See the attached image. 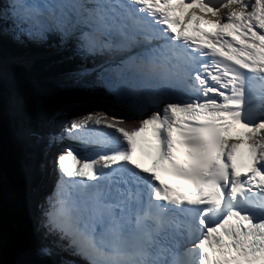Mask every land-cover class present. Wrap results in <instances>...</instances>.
<instances>
[{"label":"snow or ice","instance_id":"6c2138e0","mask_svg":"<svg viewBox=\"0 0 264 264\" xmlns=\"http://www.w3.org/2000/svg\"><path fill=\"white\" fill-rule=\"evenodd\" d=\"M193 7L211 15L188 11ZM5 36L101 63H82L44 85L69 93L62 110L73 118L58 133L31 123L24 95L9 97L22 153L57 137L85 148L55 156L54 187L39 204V236L17 247L10 262L2 259L13 238L3 224L0 170V264L264 261V0H0ZM10 71L29 82L27 68ZM4 76L0 58V144ZM96 87L143 115L138 126L120 127L124 117L108 119L107 112L75 114L71 93ZM236 125L248 129L244 173L234 160ZM149 128L150 166L142 168L132 160L133 138ZM174 134L187 147L183 160ZM158 171L192 191L164 183Z\"/></svg>","mask_w":264,"mask_h":264},{"label":"rangeland","instance_id":"374dc122","mask_svg":"<svg viewBox=\"0 0 264 264\" xmlns=\"http://www.w3.org/2000/svg\"><path fill=\"white\" fill-rule=\"evenodd\" d=\"M250 2L254 3V0H250ZM0 58L3 59L4 67H5V74H6V77L8 78V81H9V82H7L8 84H4L3 83V89H4L3 91H4V95H5V100H6L4 112L5 113L7 112L8 114H10V116L8 118V123H9L10 127L12 126L14 128V130H16L18 121H17L16 114H13L15 112H12L13 109L11 108V106L8 103L9 97L11 95H13V94H20V95H24L26 98H28V97L30 98V97H32L34 95H38V94H44V95L47 94V95H49L50 93H53L55 91L54 90L49 91V89L47 90V89H45V87H40L39 88V85H37L36 82L31 80L30 78H29V82H25L16 73L10 71V67L11 66H12V68H16V67H20V66H25V68H30L31 64L33 62H35V60H37V56H33V58H30L28 56V54H24L20 58L19 57L18 58H10V56L7 55V54H5V55L1 54ZM29 59H30V61H28ZM12 61H15V62L10 65V63ZM20 62H22L23 64H21ZM13 64L16 67H13ZM27 74H28V70H27ZM63 75L64 74H62L61 77ZM6 77H4V78H6ZM27 85L30 86L31 88L37 87L38 91L35 92V91L26 90ZM100 90H101L100 87H96V88H92L90 90H86L85 92L84 91L82 92L81 90H79L77 92L81 96L80 100H82V99L84 100L83 104L85 102L87 104V106L93 107L94 109H99L100 106L103 105V103H101V97L99 95H96L97 92L100 91ZM95 91H97V92H95ZM23 93H25V94H23ZM65 95H67V93H65ZM72 95L76 96V98L79 97V95H76V93H72ZM29 98L27 99V103H28V106H29L30 119L32 121V119L35 118L39 114L40 110H39V108L37 109L38 105L36 103H34L35 101L34 100L30 101L31 99H29ZM13 117L15 118L14 121H13ZM59 118L57 119V117H55L54 119H52L53 123L56 124L60 120ZM55 119H57V120H55ZM13 122L16 123V126L13 124ZM49 122H50V120H48V123ZM35 125H37V124H35ZM9 147H10V151H8L7 155L9 157V159H10V164L14 165L13 166V170H14L15 175H14V183L12 185H9L8 187H6L4 196L2 197L3 198L2 209L5 207V205L8 206L10 204V202H11V197L10 196L11 195L15 194L14 196L16 197L17 194H19V195L21 194L18 190H19V188L23 189V182H24L23 181L24 178H22V174H21L22 169H23L22 168V165H23L22 162L24 161L21 149H20V147H18L17 149H19V150H17L15 145L11 146L10 144H9ZM29 158H30V162H28V161L26 162V159H25L26 163H24V165L27 164V166L31 167L32 168V174L35 175V169L33 170V168L34 167L37 168L38 166H37V164L34 161L31 160V157H29ZM48 166H51L53 168L52 161H51V164H49ZM52 168H50L49 170L53 171ZM37 172H38L39 176H42V175L45 174L44 171H42V172L37 171ZM19 176H20V178H19ZM49 181H52L53 183H55V179L54 178H53V180L49 179ZM19 184H20V186H19ZM31 185L34 187V183H31ZM26 187H27V184H26ZM38 189H33V194L34 195H37L36 194V192H37L36 190H38ZM26 190H27V188L25 189V192H26ZM46 191H47V193H45V194L47 195L52 190L48 191V189L46 188ZM46 191H44V192H46ZM38 193L39 194H43V190H40ZM21 195L23 196V194H21ZM8 212H9V210L7 209L3 214H8ZM31 221H32V219H31ZM32 224H33V228H34V223H32ZM4 227H6V226H4ZM34 232H35V228H34ZM28 234L29 233L23 231L17 238H14L15 241L17 242V246L18 247L23 246V245L27 244L28 242H31L34 239L32 234H31V237H30L29 241H26L24 236H26ZM15 235H18V234H15ZM16 248L17 247H14V243L9 244L5 248V251L3 253L2 259L4 261H9V262L11 260H13L14 257H15Z\"/></svg>","mask_w":264,"mask_h":264},{"label":"bare ground","instance_id":"6f19581e","mask_svg":"<svg viewBox=\"0 0 264 264\" xmlns=\"http://www.w3.org/2000/svg\"><path fill=\"white\" fill-rule=\"evenodd\" d=\"M209 16H210V13H205V17H209ZM201 25H202V23H201ZM54 48H56V47H54ZM56 50L57 51H61V52H65V50H69V48H62V49L61 48H57ZM33 56H37V58H44V57H47L48 55H43V53L41 51H39V52L36 51ZM28 61H30V59ZM33 64H34V62L31 64V66ZM83 64H86L89 67L94 66L93 60L83 61ZM13 67H16V66L13 64ZM20 67H25V66H20ZM4 77H6V74H5ZM7 82H9V81H8V78L6 77V78H4L3 83L4 84H8ZM26 90H28V91H35L36 92L38 90V88L37 87L31 88L30 86L27 85ZM49 91H52V90L49 89ZM101 91H104V90L101 88ZM76 92L77 91H75L73 93H76ZM95 92H97V91H95ZM23 94H25V93H23ZM71 95H72V93H71ZM33 98L34 97L32 96L29 99L34 100ZM112 99L113 98H111L109 96H106V101L112 103L113 102ZM123 104H125V102H123ZM108 106H110V105H108ZM108 106L101 105L99 109H94L93 107H88V110L91 111V112H94V113L95 112H101L102 113V112H106L109 109ZM80 107L81 106L74 107L73 109L75 111H81V110H83ZM118 109H122V107H119ZM12 112H14V111L12 110ZM39 113H41V110L39 111ZM13 114H15V113H13ZM82 114H85V112H82ZM115 115L116 114H114V113L107 112V118H109V119L112 116H115ZM9 116H10V114H8L7 112L6 113L4 112V118H3V136H2V144H0V170H2V173H3L2 197L4 196L6 187H8L9 185H12L14 183V175H15L14 170H13V166L14 165L13 164L12 165L10 164V159H9V157L7 155L8 151H10L9 144L11 146L12 145H15L16 146V149L19 147L18 140H17V136H16V130H14V128L12 126L10 127V125L8 123ZM47 116L48 115H46L45 117H43L41 119L37 115L33 120H36L37 119L38 121H40V123L38 125H40V124L43 125L44 124L45 125L44 126V129L46 131H51L52 133L54 132V134L55 133H58L62 127H60L59 125L57 126L56 124L49 125L48 120H50L51 118L50 117H47ZM14 117H13V121L15 119ZM58 118L59 117H57V119ZM57 119H55V120H57ZM31 123H32V121H31ZM13 124L16 126V123L13 122ZM57 124H58V122H57ZM33 125H35V123ZM245 134L246 133H242L241 136H240V140L238 141L240 143V146L239 147H241L242 145H246L247 146V142H244L243 143V141H245L243 139V137H244ZM59 139L60 138L57 137V139L55 140V142L50 143V144H55L56 141H59ZM74 142H75L74 140L68 139L67 142H64V144L71 143V144H69L68 147L75 148L74 145H73ZM57 144H60V143H57ZM43 146H46V145L39 144V145H33V146H31L26 152H23L22 153L23 160L25 161V159H27V155H30V154H33V153L37 152L39 150V148H41ZM17 150H19V149H17ZM41 152H43V151L41 150ZM50 157L51 158H54V156H52V155ZM31 160L33 161V158L32 157H31ZM39 162L40 163H43L44 160L43 161L39 160ZM40 163L37 164L38 167L36 169H37V171L42 172L41 169L43 167H46V164L43 165V167H41V164ZM48 167H49L48 168V175H44V176L42 175V179L40 180L39 178H41V176H39V175H38L39 178L38 177H33L32 168L31 167L27 166V164L26 165H24V164L22 165V168L23 169H22L21 174H22V178H24L23 181L25 183L28 182L27 183V186L28 187H27L25 196H26V200H28V202L30 204V207L32 208L33 213L35 215L34 220L32 219V223L34 221V223L36 225L38 224V218H39V214H40L39 204H40L41 200H39L38 198H36L37 195H34L33 194V189H38V184L41 183L40 188H44L43 191H46V188L48 189V191H51L53 189V187H54V183L52 181H49L50 178H48L47 181H46V179L49 176V174L54 179H56L55 171L49 170L51 168V166H48ZM34 169H35V167L33 168V170ZM37 174H38V172H37ZM32 178H33V182H32ZM31 183H34V187L31 185Z\"/></svg>","mask_w":264,"mask_h":264},{"label":"trees","instance_id":"16d2710c","mask_svg":"<svg viewBox=\"0 0 264 264\" xmlns=\"http://www.w3.org/2000/svg\"><path fill=\"white\" fill-rule=\"evenodd\" d=\"M0 44L4 49H6V51L10 53L11 56L15 57L23 55L25 51H31V53L41 51L40 49L36 50L37 48H41L40 46H32L27 42H25L24 44H19L6 36L0 38ZM57 48L58 47L45 48L44 51L41 52L43 53V55H48L49 57L47 56L44 58H37L34 64L28 69V77L31 80L35 81L36 84L44 86L49 81H55L59 79L62 74H65L81 65V58L74 56L71 50H65V52H61L57 51ZM83 91L85 92L86 90H82V92ZM76 95H79V97L77 98L78 100H80V94L76 92ZM97 95L105 99L107 96L105 92L101 90L97 92ZM68 96L69 93H67V95L65 96L61 95L59 92H56L54 94L50 93L49 96L41 94L35 95L33 98L35 101L34 103L38 105L37 109L39 108L41 110V113L38 114V117L42 119L43 117L48 115L47 117H50L52 119L54 117V114L62 109L61 107H63L64 105L62 103L66 102ZM32 122L38 125L40 121L36 119ZM24 186L25 182H23V187Z\"/></svg>","mask_w":264,"mask_h":264},{"label":"water","instance_id":"95a60500","mask_svg":"<svg viewBox=\"0 0 264 264\" xmlns=\"http://www.w3.org/2000/svg\"><path fill=\"white\" fill-rule=\"evenodd\" d=\"M28 98H26V100ZM19 192L22 194V190ZM21 194H17L16 197L14 196L15 194L11 195L10 204L8 206L5 205V207L2 209L3 213L7 209L9 210L8 214H3V224L6 226L4 227L5 231L10 233L13 238L12 243H14V247H18L14 238H17L23 231L29 233L28 235L24 236L26 241H29L32 234L31 219L27 211L26 203L22 199L24 198V194L23 196Z\"/></svg>","mask_w":264,"mask_h":264},{"label":"clouds","instance_id":"9594fccd","mask_svg":"<svg viewBox=\"0 0 264 264\" xmlns=\"http://www.w3.org/2000/svg\"><path fill=\"white\" fill-rule=\"evenodd\" d=\"M0 54H8L10 57H12V58H14L15 56H11L10 55V53L8 52V51H6V49H4L2 46H1V44H0ZM29 53V57L30 58H32L33 57V55L35 54V53H31V51H29L28 52ZM31 53V54H30ZM24 54H25V52H24ZM23 54V55H24ZM22 56V55H21ZM21 56H18L19 58L21 57ZM18 57H15V58H18ZM14 61H12L11 63H10V65L13 63ZM29 68H27V70H28ZM38 85V84H37ZM39 87H44V86H41V85H39ZM45 89H47V88H45ZM48 90V89H47ZM38 91V90H37ZM35 96V95H34ZM33 96V97H34ZM20 178V177H19Z\"/></svg>","mask_w":264,"mask_h":264}]
</instances>
